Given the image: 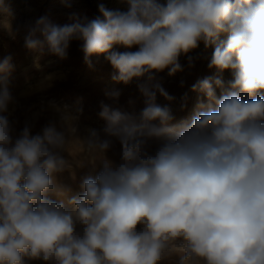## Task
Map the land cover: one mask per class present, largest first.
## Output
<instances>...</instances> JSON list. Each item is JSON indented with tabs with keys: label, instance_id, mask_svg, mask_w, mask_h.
I'll list each match as a JSON object with an SVG mask.
<instances>
[{
	"label": "clouds",
	"instance_id": "1",
	"mask_svg": "<svg viewBox=\"0 0 264 264\" xmlns=\"http://www.w3.org/2000/svg\"><path fill=\"white\" fill-rule=\"evenodd\" d=\"M127 2L125 12L100 4L103 19L87 22L58 26L41 17L28 27L25 46H47L63 59L70 41L82 40L90 64L113 45H138L107 56L113 79L128 83L153 70H182L181 54L203 42L215 45L209 67L231 70L233 79L227 88L220 78L193 85L210 103L178 128L169 127L171 110L155 103L157 92L172 97L159 84H141L146 106L138 117L101 105L105 138L90 129L83 141L71 139L75 118L63 115L62 129L49 123L31 135L26 125L13 139V65L10 56L0 60V264H25V257L160 264L170 254L179 264H264V0ZM221 33L227 39L218 42ZM114 140L118 161L107 156ZM73 144L100 170L83 178V192L66 205L47 194H63L53 174L68 166L62 153Z\"/></svg>",
	"mask_w": 264,
	"mask_h": 264
},
{
	"label": "rangeland",
	"instance_id": "2",
	"mask_svg": "<svg viewBox=\"0 0 264 264\" xmlns=\"http://www.w3.org/2000/svg\"><path fill=\"white\" fill-rule=\"evenodd\" d=\"M158 2L165 3L166 0ZM100 4L121 12L127 11L129 7L127 0H4V7L0 9V60L10 56L13 65L8 77L9 90L13 96V102L8 106L13 139L19 136L26 125L30 126L31 135L41 134L49 123H54L59 130L64 126L61 123L63 115L75 118L73 122L78 131L71 139L83 141L90 129L96 130L105 138L103 129L106 122L99 116L101 105L138 117L146 106V97L140 91L141 84H148L150 87L159 84L172 97L168 100L157 92L155 103L171 110L174 118L169 127L178 128L191 122L192 117L200 110L199 104L206 107L210 103L204 93L193 91V85L205 78H220L227 88L228 82L233 79L231 70L221 72L215 67H209L215 45L205 47L203 42L187 54H181L178 62L182 70L172 75L169 74L170 68L153 70L128 83L113 79L118 73L107 56L112 52L138 51V45L131 48L113 45L108 53L92 56L90 64L85 62L82 40L70 41L66 58L63 59L52 54L47 46L43 51L26 48L27 29L39 18L45 17L58 26L72 24L77 20L87 22L97 17L103 19L99 12ZM37 38L43 40L39 33ZM226 39L227 34L221 33L218 42ZM149 75L153 77L151 81L148 80ZM56 80L65 82L56 83ZM215 91L219 98L222 90L216 88ZM114 92L119 95H111ZM211 103L213 107L216 106L214 102ZM158 143L156 140L151 141L153 150ZM80 151L79 146L73 144L69 151L62 153L68 166L63 171L54 173L53 178L58 187L63 189V194L48 193L49 199L63 201L67 205L70 199L83 192V178L95 176L100 170L99 165L94 168L90 158ZM119 153L120 145L114 140L107 156L118 161ZM77 231L81 232L82 227L77 225ZM179 260V255L170 254L160 264H179ZM25 264L46 262L25 257Z\"/></svg>",
	"mask_w": 264,
	"mask_h": 264
},
{
	"label": "bare ground",
	"instance_id": "3",
	"mask_svg": "<svg viewBox=\"0 0 264 264\" xmlns=\"http://www.w3.org/2000/svg\"><path fill=\"white\" fill-rule=\"evenodd\" d=\"M50 76H52V75H50ZM46 81H47V80H46ZM57 81L65 82V81H67V79H66L65 81H63V80H56V83H57ZM43 83H44V82H43ZM56 83H55V84H56ZM40 84H41V83H40ZM39 86H40V85H39ZM43 87H44V86H43ZM30 88H31V87H30ZM31 89H32V88H31ZM40 90H41V89H40ZM44 90H47V89H44ZM44 90H43V91H44ZM38 91H39V89H38ZM40 96H41V95H40ZM56 107H57V105H56ZM83 108H84V105H83ZM81 110H82V109H81ZM60 121H61V120H60ZM61 123H63V122H61ZM73 123H74V122H73ZM74 124H75V123H74ZM63 125H64V124H63ZM61 127H63V126H61ZM61 127H60V128H61ZM61 129H62V128H61ZM177 259H178V258H177ZM167 264H168V263H167Z\"/></svg>",
	"mask_w": 264,
	"mask_h": 264
}]
</instances>
